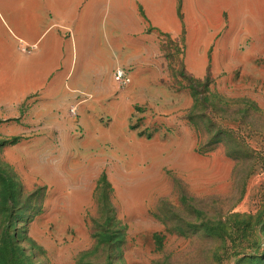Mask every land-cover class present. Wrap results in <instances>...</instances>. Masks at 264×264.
<instances>
[{
    "label": "rangeland",
    "instance_id": "rangeland-1",
    "mask_svg": "<svg viewBox=\"0 0 264 264\" xmlns=\"http://www.w3.org/2000/svg\"><path fill=\"white\" fill-rule=\"evenodd\" d=\"M178 13L126 123L0 121V264H264V0Z\"/></svg>",
    "mask_w": 264,
    "mask_h": 264
},
{
    "label": "crops",
    "instance_id": "crops-1",
    "mask_svg": "<svg viewBox=\"0 0 264 264\" xmlns=\"http://www.w3.org/2000/svg\"><path fill=\"white\" fill-rule=\"evenodd\" d=\"M181 21L178 0H0V121L26 122L28 104L37 122L59 112L84 130L100 117L126 123L166 89L157 38L180 36ZM116 69L131 78L124 91ZM104 102L111 109L100 112Z\"/></svg>",
    "mask_w": 264,
    "mask_h": 264
},
{
    "label": "built area",
    "instance_id": "built-area-1",
    "mask_svg": "<svg viewBox=\"0 0 264 264\" xmlns=\"http://www.w3.org/2000/svg\"><path fill=\"white\" fill-rule=\"evenodd\" d=\"M113 78L114 81L122 87H125L131 83V78L129 77L128 73L122 69H116Z\"/></svg>",
    "mask_w": 264,
    "mask_h": 264
}]
</instances>
